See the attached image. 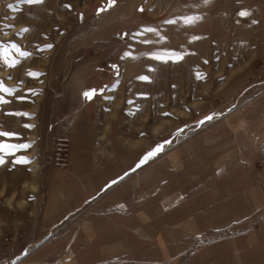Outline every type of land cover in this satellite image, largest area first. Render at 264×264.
Segmentation results:
<instances>
[{"label":"rangeland","instance_id":"374dc122","mask_svg":"<svg viewBox=\"0 0 264 264\" xmlns=\"http://www.w3.org/2000/svg\"><path fill=\"white\" fill-rule=\"evenodd\" d=\"M108 3L0 0V132L15 133L0 136V144L31 145L0 151L4 159L0 164V264H55L52 258L41 262L27 258L44 244L68 246L82 220L101 214L117 189L132 203L130 177L109 183L102 192L100 183L106 173L113 177L157 145H163V150L139 167L141 172L153 171L141 180L139 202L141 211L158 222L195 206L197 193L172 212L162 209V202L173 194H191L199 172L207 176L206 199L225 198V184L231 186L232 178L212 177L214 170L220 171L219 162H214L222 161L220 157L240 142L242 156L251 160L244 171L256 175L264 193L260 153L264 145V0H115L111 7ZM102 8L107 10L98 12ZM242 11L247 14L240 15ZM188 17L200 19L185 23ZM107 60L115 62L111 73L120 83L121 97L114 106L112 124L90 135L83 148L89 159L97 160L82 164L93 168V195L70 215L45 221L42 209L54 187L47 184V176L52 171L73 170L70 160L76 150V131L67 130V121L74 98L81 87L108 77L107 72L95 73L91 67ZM86 64L90 66L81 69ZM79 69L77 74L87 70L83 85L75 79ZM142 76L148 79H139ZM208 116L213 118L205 120ZM228 144L230 150L224 151ZM20 157L27 162H17ZM238 205L244 207L245 202L239 200ZM258 230L264 235V225ZM98 231L88 250L99 251L102 241L120 238L125 243L121 251L135 250L132 235L118 233L112 226H99ZM227 239L207 251H228ZM84 244L82 234L73 247L83 252ZM93 260L82 255L77 261ZM222 262L227 264L228 259Z\"/></svg>","mask_w":264,"mask_h":264},{"label":"crops","instance_id":"0c3cea01","mask_svg":"<svg viewBox=\"0 0 264 264\" xmlns=\"http://www.w3.org/2000/svg\"><path fill=\"white\" fill-rule=\"evenodd\" d=\"M114 63L111 60L100 64L94 62L91 65L93 72H107L108 77H102L101 81L100 79L92 81L89 88L81 87L78 91V98H74V106L67 121V130H74L77 134H75L73 142L76 150L70 160L73 170L71 172L52 171L47 176V184L54 187H52L42 209L45 221L52 223L70 215L79 208L83 201L93 195L91 193L95 185L93 168L90 165L85 169L82 164H92L97 160L89 159L83 148L88 146L86 143L88 144L90 135L93 136L104 127L106 129V126L109 128L115 119L117 109L114 106L120 99L121 92L118 91L120 83L117 85V81L113 80L111 73ZM89 66V64L83 65L81 69ZM78 72L80 69L76 72L75 79H77V83L83 85L86 82L87 70H82L80 74H77ZM102 75L104 76V73ZM93 89L96 90L93 98L85 99L83 93ZM113 113L114 116H112ZM213 142V144L216 143L215 140ZM241 146L243 145L240 142L239 146L236 145L235 149L223 155L225 157H220L222 161L214 162H219L220 171L214 170L212 177L232 178L231 186L225 184L226 189L223 192L225 198L206 199L205 177L207 176L203 172H199L196 174V181H194L196 186L193 185L191 194L186 196L184 193L173 194L167 196L162 202V209L172 212L181 206L179 204L187 202L192 195L197 193L195 206H191V209L185 211V214L184 212L174 214V219L160 218L162 219L160 222L146 216L140 208L141 180L144 176L151 175L153 171L152 168H149L141 172L140 168H136V162L140 161V155H138L136 161L134 159L128 167L123 165V169L113 177H109L106 173L105 181L100 183L99 190L102 192L112 181H117L118 184L121 181L120 177H123L124 180L130 177L129 180L133 181L132 203L126 201V193L117 189V192L109 194L111 197L109 202L104 204L106 206L102 209L101 214L90 215L82 220L78 230L70 235H73V240L68 246L62 248L58 245L44 244L32 255L30 254L27 259L41 262L52 258L55 264H78L77 260L84 255L86 259H96V261H87L86 264H226L222 262V259L227 258V264H264V235L259 234L258 230L264 225V193L260 190L256 175L250 171H244L246 164L251 163V160L242 156ZM230 147L231 145L228 144L223 149L228 151ZM260 153L264 157V145ZM230 164L231 166H229ZM133 168L136 170L131 171ZM125 173L128 175L125 176ZM100 178L102 177L96 179L100 180ZM71 179H73V183L70 181ZM156 191L154 192L157 195ZM239 200L245 202L244 207L238 205ZM233 202L235 205H232ZM258 215H260L259 218ZM127 219L132 222L129 223ZM99 226H112L118 233H126V236L132 235L131 244L135 250L121 251L125 246V243L120 241L122 238L108 243L102 241L99 251L88 250V243L91 242L90 240L93 243L99 232ZM145 227L150 228L148 232L142 229ZM229 228L232 232L229 231ZM82 234L85 249L80 252L73 247V242ZM142 238L143 241H138ZM225 238L230 240L228 251L219 249L217 253L213 254L207 251V248L220 245L223 242L222 239ZM142 245L146 250L141 251Z\"/></svg>","mask_w":264,"mask_h":264},{"label":"snow or ice","instance_id":"6c2138e0","mask_svg":"<svg viewBox=\"0 0 264 264\" xmlns=\"http://www.w3.org/2000/svg\"><path fill=\"white\" fill-rule=\"evenodd\" d=\"M22 2L27 3V4H33V3H41L42 0H22ZM115 2V0H109L108 3V7H111L113 5V3ZM204 3H207L208 0H203ZM8 7H12V5H8ZM66 7H70L66 6ZM107 8H102V9H98V12L101 11H106ZM246 12H241L240 15H246ZM200 19V17H188L185 19V23H192L194 20H198ZM175 21H167V23H174ZM24 31H27V29H24ZM146 31H155V29H146ZM195 39V38H194ZM13 47H16L15 45H13ZM46 47H51V45H47ZM17 51H19V49L17 48ZM21 56H26L28 55L25 52H20ZM125 55H130V53H126ZM156 59H167L168 57H162V56H157L155 57ZM176 59H181L182 57L180 56H176ZM115 67V66H113ZM29 75H33V76H38L40 75V73H29ZM139 79H143L146 80L148 79V77H139ZM5 92H10L11 89H7V88H3L2 89ZM96 90H86L83 93V96L85 97V99L87 100H91L93 98V95L95 94ZM0 102H3L2 99H0ZM16 115H21V116H28L30 115L29 113H16ZM213 117L212 116H208L205 117V120H211ZM199 123H204V120L199 121ZM24 127L26 128H31L34 127L33 125H24ZM15 135V133H11V132H0V136H12ZM165 143H169L168 141H165ZM30 144H16V145H8V144H0V151H3L5 149H12L15 150L17 148H28L30 147ZM163 150V145H157L155 149L150 150L148 153L145 154L144 157L141 158V160L137 163L136 168H139L141 165H143L144 163H146L150 158H152L153 156H155L158 152ZM17 162H22V163H26L27 162V158L26 157H20ZM4 163V159L3 157H0V164ZM136 169L133 168L131 169V171H135ZM128 173H125V176H127ZM120 179L122 180L123 177H120ZM117 181H112V183H116Z\"/></svg>","mask_w":264,"mask_h":264},{"label":"built area","instance_id":"2783aa9c","mask_svg":"<svg viewBox=\"0 0 264 264\" xmlns=\"http://www.w3.org/2000/svg\"><path fill=\"white\" fill-rule=\"evenodd\" d=\"M61 159V158H60ZM59 160V159H58Z\"/></svg>","mask_w":264,"mask_h":264}]
</instances>
